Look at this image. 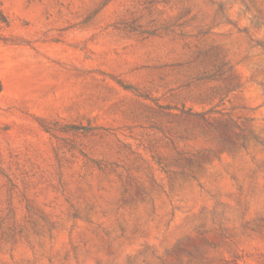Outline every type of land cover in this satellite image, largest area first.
<instances>
[{"label":"rangeland","instance_id":"obj_1","mask_svg":"<svg viewBox=\"0 0 264 264\" xmlns=\"http://www.w3.org/2000/svg\"><path fill=\"white\" fill-rule=\"evenodd\" d=\"M0 264H264V0H0Z\"/></svg>","mask_w":264,"mask_h":264}]
</instances>
